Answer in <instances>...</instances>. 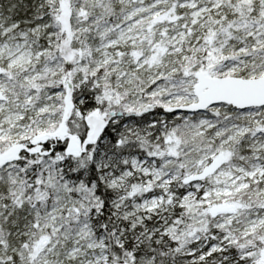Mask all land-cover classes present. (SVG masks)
I'll return each mask as SVG.
<instances>
[{"label":"snow or ice","instance_id":"1","mask_svg":"<svg viewBox=\"0 0 264 264\" xmlns=\"http://www.w3.org/2000/svg\"><path fill=\"white\" fill-rule=\"evenodd\" d=\"M0 264H264V0H0Z\"/></svg>","mask_w":264,"mask_h":264}]
</instances>
